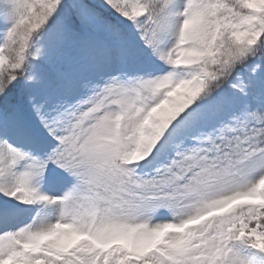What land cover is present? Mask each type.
<instances>
[{
  "label": "snow or ice",
  "instance_id": "1",
  "mask_svg": "<svg viewBox=\"0 0 264 264\" xmlns=\"http://www.w3.org/2000/svg\"><path fill=\"white\" fill-rule=\"evenodd\" d=\"M0 264H264V0H0Z\"/></svg>",
  "mask_w": 264,
  "mask_h": 264
}]
</instances>
